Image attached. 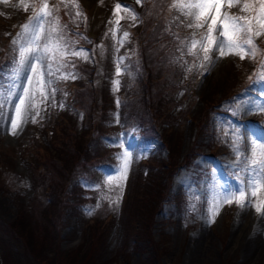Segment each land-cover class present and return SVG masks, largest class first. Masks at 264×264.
I'll return each instance as SVG.
<instances>
[{
    "label": "rangeland",
    "instance_id": "rangeland-1",
    "mask_svg": "<svg viewBox=\"0 0 264 264\" xmlns=\"http://www.w3.org/2000/svg\"><path fill=\"white\" fill-rule=\"evenodd\" d=\"M49 1L53 5L60 3V0ZM161 1L160 7L165 10V17L167 16L165 24L169 27L168 29L179 31L180 41L188 42L192 37L193 29L181 23L184 18L178 11L170 8L173 0ZM118 2L122 3V9L117 11V15H113ZM24 3H27L26 0ZM141 3L137 4V0H102V2L101 0H78L79 6L83 9L82 13L86 16V19L82 18V20L85 22L84 28L87 29L88 36L94 39L98 37L94 45L96 55L93 58L89 49L83 47L88 58L67 57V65L63 71L75 76V79H68L83 82L81 72L72 69V65L78 63L77 61L83 65H92L96 59L97 69L94 80L96 85H99L105 75L104 61L108 59V94L105 99L98 100L92 124L95 131L106 130V136L102 132L94 138H90L93 136L90 132L83 135V138L78 135L82 132L83 114L73 105L66 92L67 87L64 82L68 79L58 78L59 73L52 77L46 76L49 81L48 98L43 104H39L38 97L39 115H36V110H32L19 126L16 134H11L10 117L14 115V106L19 102L23 88L27 86L30 72L27 65L17 68L16 51L12 53L11 64L1 71L4 77L0 82V102H2V108H0V264L3 263L1 252L6 250L12 251L11 254L16 253L26 261L32 259L33 254L30 253L29 247L27 248L25 243L16 237L10 224L13 222L19 224L25 218L22 213L20 215L21 207L26 210L24 212L26 214L31 213L35 208L38 209L37 205L40 208L44 207V193L36 194L35 191L33 180L37 177V168L33 167L35 166L33 161L37 156L53 157L59 138L65 136L61 129L69 123L67 117L75 121L73 129L76 132L73 141L76 140L78 145L87 143L90 154L100 157L98 163L100 165L80 167L78 178L73 179L67 189L69 191L75 186L74 188L82 191L90 190V194L82 196L83 202L77 207L73 206V203L77 201L74 197L59 210L48 209L50 214L53 212L55 216L61 215L60 221L56 222L57 227L52 228L51 222L46 221L47 216L45 221L40 218L42 223L39 224L45 225L46 222L48 225L46 228H50V231L47 233L42 229L36 237L32 235L35 247H40L44 241L47 242L50 239V245L59 250V257L65 264L69 261L67 256H73L74 251L87 253L84 261L88 264L89 259L92 260L93 253L96 260V262L93 260V264L94 262L95 264H264V216L256 214L251 207L242 209L234 203L224 204L220 207L214 222L209 223V207L213 198L221 194L223 190H235L240 186L237 178L243 179L245 176L244 159L250 155L251 141L253 139L264 141V112H257L254 108L252 111L247 110L252 104H264V84L255 79L250 81L249 85L238 92L220 111L209 114L201 132L196 123V119L201 116L205 108L202 97L209 94L215 84L221 83L225 77H231L235 65H248L247 63L261 60L264 52L258 45V41L263 38L264 44V35L255 40L262 50L255 59L247 57L240 59L236 55L217 58V54L205 71L199 66L201 61L198 58L191 55L187 58L183 57L185 64H188V69H191L186 71L190 86L186 90L179 87L174 92V99L179 104L171 108L170 115L177 114L181 118V157L190 148L197 150V154L193 156L190 163L177 168L171 176L166 200L154 215L149 229L152 242H149L150 240L136 241L129 234L126 237L127 232L124 231L126 214L123 211L122 200L133 183L136 164L140 160L150 158L165 162L168 153L160 137L146 138L138 133L134 122L128 119L125 120L124 127L120 123L122 111L120 97L123 95L121 90L124 89L127 94L129 81L134 77L131 70H126L127 63L131 59L129 44H134L133 36L134 32L136 33V25L139 24L136 19L131 18L128 11L123 10V6L126 5L128 9L136 13ZM60 10L64 13L61 17L59 16L60 20L65 16L68 18L67 15L72 12L75 15L76 12L74 7L66 9L63 4ZM227 11L232 15L242 14L237 6L228 8ZM33 12L32 4H29L28 10L25 11L21 0H0V25L3 18L11 19L12 22L20 18L28 20ZM73 17L70 21L77 24L79 20ZM118 17L122 18L117 26L115 21ZM199 31L202 30L197 31V38H199ZM124 32L129 33L127 39L123 38ZM11 35L0 39V43H6L12 52L14 46L8 40ZM65 38L71 40L72 37L66 35ZM183 51H187L185 46ZM6 53H0V58ZM178 59L179 63L183 64L182 59L179 57ZM118 65L119 74H117ZM181 78L182 76L178 75L176 80L180 81ZM52 89H55V92ZM185 114L186 118H184ZM32 116L36 117L35 123L32 122ZM158 129V134L163 133V129L167 130L165 126ZM126 152L129 154L127 178L119 181ZM237 152H239V158ZM57 162L62 163V161ZM40 169L39 165L38 170ZM110 176L114 178L111 183L108 182ZM119 184L123 185L122 195ZM35 196L37 198L33 201L32 198ZM118 197L120 200L116 204L115 200ZM110 214H113L112 226L104 237V245L100 244L91 253L87 250V245H81L85 236L88 235L87 226L93 218L100 220ZM21 227L19 226L20 230ZM240 230V235L236 236V232ZM95 237L97 238L96 235ZM45 251L47 263L43 264H48L52 260L53 250L45 249Z\"/></svg>",
    "mask_w": 264,
    "mask_h": 264
},
{
    "label": "trees",
    "instance_id": "trees-1",
    "mask_svg": "<svg viewBox=\"0 0 264 264\" xmlns=\"http://www.w3.org/2000/svg\"><path fill=\"white\" fill-rule=\"evenodd\" d=\"M26 2L28 5H31L39 3V0H26ZM161 2V0H142L140 9H137L136 20L139 24L136 25V33L134 32V44H129L131 59L127 63L128 69H126L128 71L131 70L134 73V77L129 81V88L127 87L129 92L126 94L124 89H122L123 95L120 97L122 107L120 123L123 127L125 120L133 121L138 133L146 136V138L152 136L160 137L162 144L168 152L165 162H158L150 158L140 160L136 164L133 183L122 200L123 211L126 214L124 218V231L127 232L126 237L129 234L136 241L150 240L149 242H152L149 229L153 223L154 215L160 210L166 200L171 176L177 168L190 163L193 156L197 154V150L190 148L181 157V118L177 114L170 115L171 108L179 104L174 99V92L179 87L186 90L190 86L186 78V71L189 70L188 64L184 62V58H187L189 54L187 51H183L184 45L181 44L178 37L180 36V32L175 29H168L169 27L165 24L167 16L165 17V10L160 7ZM51 5L53 4L51 3ZM79 10L82 11L83 9L80 7ZM58 15L61 17L64 13L59 10ZM73 16L75 15L72 12L70 15H67L68 18L65 16V18L60 20V23L66 26V35L72 37L71 40L68 38L67 40L74 50H80L83 47L88 48L94 58L96 55L94 45L98 41V37L95 39L89 37L87 29L84 28L85 22L82 18H77L79 22L75 24L70 21ZM2 21L4 23L2 22L0 25V39H5L6 33L12 34L8 38L9 43H11L12 38L20 31V26L27 20L20 18L18 21L12 22L11 19L7 20L3 18ZM100 35L102 33L99 34V37ZM262 40L263 38L258 41V45L261 46L264 52ZM5 52H7L6 55H1L0 58V82L4 77L1 71L4 67H8L11 64L12 53L15 52V50L11 52L7 44L2 42L0 43V53L3 54ZM173 53L175 54L173 55ZM178 57L182 59L183 64L179 63ZM77 62L72 65V69L81 72L84 78L83 82L68 79L64 83L65 87H67L66 92H68L73 105L83 114L82 132L78 135L83 138V135L90 132L93 135L90 138H94L102 132L106 136V130L100 131L99 129L95 131L92 124L94 123L95 108L98 106V100L100 98L105 99L108 94L107 65L109 61L108 59L104 61L106 65L103 69L105 75L102 77L99 85H96L94 80L97 69L96 59L92 65H83L79 61ZM247 64H242V66L235 65L231 77H225L221 83L215 84V87L209 94L202 97L205 108L201 116L196 119L200 132L209 114L220 111L238 92L245 89L250 81L255 79L264 84V80L259 76L264 71L261 67V60ZM178 75L182 76L180 81L179 79L176 80ZM67 118L69 123L66 124L65 128L61 129L65 136L59 138L53 157L37 156L33 161L35 162V166L33 167L37 168V177L33 180L35 191L36 194L38 192L44 193V207L40 208L37 205L38 209L35 208L31 213L27 212V214L24 213L26 210L21 207L19 210L20 215L22 213L25 218L19 224L14 222L10 224V228L15 232L16 237H19L27 248L29 247L30 253L33 254L32 259L26 261L21 259L16 253L11 254L12 251L6 250L1 252L2 264L47 263L45 262V249L53 250L52 260L48 264H65L61 261V257H59V250L55 246L53 248V245H50V239L47 242L44 241L40 247H35V243H33L35 240L32 238V235L36 237V234L42 229L49 233L50 228H46L48 226L46 222L45 225L39 224L42 223L40 218H43L45 221L46 216L48 218L46 221L51 222L52 228L57 227L56 222L60 221L61 215L56 214L55 216L53 212L50 214L48 209L57 208L59 210L65 206L70 198L74 197L77 198V201L73 203V206L77 207V205L83 202L81 197L88 196L90 190L82 191L73 186L68 191L67 187L69 188L73 179L78 178V170H80L81 166L88 168L100 165L98 164L100 157L90 154L87 143L78 145V143L76 144V140L73 141L76 132L73 129L75 121L71 117ZM184 118H186V114ZM161 126H165L167 130L163 129V133L160 132L158 134V128ZM57 161H62V163H58ZM39 165L41 166L40 170H38ZM35 198L37 197L35 196L32 200L35 201ZM80 209H83V207H80ZM112 220L113 214L100 220L93 218L87 226L89 229L88 235L85 236L81 245H87V250L91 253L100 244L104 245V237L112 226ZM19 226H22L21 230ZM78 253L80 251H74L73 256H67L69 257V261H65L66 264H88L84 261L87 253ZM91 259H89V264H93V260L96 262L94 253Z\"/></svg>",
    "mask_w": 264,
    "mask_h": 264
},
{
    "label": "snow or ice",
    "instance_id": "snow-or-ice-1",
    "mask_svg": "<svg viewBox=\"0 0 264 264\" xmlns=\"http://www.w3.org/2000/svg\"><path fill=\"white\" fill-rule=\"evenodd\" d=\"M21 3L27 11L28 4L24 3V0H21ZM140 3L141 0H137V4ZM61 4L66 9L69 7L76 9L74 19H86L79 10L78 0H60V3L55 5H50L49 0H39V3L32 4L33 15L20 26V31L12 38L11 43L17 52V68L27 65L30 72L27 86L23 88V94L14 106V115L10 117V132L13 135L32 110H36V115H39L38 97L39 104H43L48 98L49 81L46 76L52 77L59 73L60 79H75L74 75L63 71L67 65L66 58L69 56L88 58L83 49L74 50L65 38L66 26L60 23L58 15ZM233 6L239 7L242 14H230L227 9ZM170 8L178 11L184 18L181 23L193 29L191 39L187 43L181 41V44L185 46L189 55L201 61L199 66L205 71L217 54V58L236 55L240 59L246 57L255 59L258 53H262L255 40L264 35V0H173ZM121 9L122 3L118 2L113 15H117V11ZM123 10L128 11L133 20L136 19V13L128 9L126 5L123 6ZM121 18L118 17L115 21L117 26ZM198 30H202L199 31V38H197ZM6 35L9 34L6 33ZM128 36L129 33H123L124 39ZM261 67L264 69V55L261 58ZM119 72L118 65L117 74ZM259 76L264 80V71ZM52 91L55 92V89ZM0 108H2V102H0ZM253 108L257 112H264V104H252L247 110L252 111ZM32 122H36L35 116H32ZM237 156L239 158V152ZM128 158L129 154L126 152L119 181L127 178ZM243 170L245 176L243 179L237 178L240 184L237 189L223 190L221 194L213 198L209 207V223L214 222L215 216L224 204L234 203L242 209L251 207L256 214L264 216V141L256 139L251 141V152L244 159ZM113 179L111 176L108 177V182L111 183ZM118 186L122 195L123 185ZM119 200L120 197L115 200V203L118 204Z\"/></svg>",
    "mask_w": 264,
    "mask_h": 264
},
{
    "label": "bare ground",
    "instance_id": "bare-ground-1",
    "mask_svg": "<svg viewBox=\"0 0 264 264\" xmlns=\"http://www.w3.org/2000/svg\"><path fill=\"white\" fill-rule=\"evenodd\" d=\"M261 219V218H260ZM264 222V221H263ZM252 226V225H251ZM258 228V227H257ZM240 232H241V230L240 231H238V232H236V236H239L240 235ZM242 234V233H241ZM245 234V233H244ZM242 236V235H241ZM240 236V237H241Z\"/></svg>",
    "mask_w": 264,
    "mask_h": 264
}]
</instances>
